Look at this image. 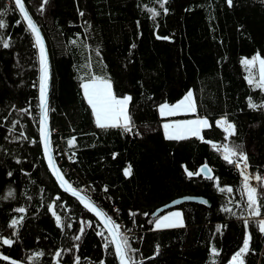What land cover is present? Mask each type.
Listing matches in <instances>:
<instances>
[{
    "label": "trees",
    "instance_id": "16d2710c",
    "mask_svg": "<svg viewBox=\"0 0 264 264\" xmlns=\"http://www.w3.org/2000/svg\"><path fill=\"white\" fill-rule=\"evenodd\" d=\"M162 2L24 0L51 60L49 124L56 164L121 226L136 249V264H228L246 233L251 242L245 264H264L258 228L264 188L255 182L261 216L248 217L240 174L217 150L239 146L251 174L264 177V107L248 106L264 105V91L248 84L241 63L257 54L264 58V0H232L231 7L227 0H167L163 8ZM0 13L7 25L0 29V256L9 257L0 264H56L57 252L63 264H77V258L79 264H119L113 245L105 247L110 238L98 220L48 170L39 131L35 37L14 0H0ZM253 74L258 79V69ZM93 75L109 78L117 97H132V132L96 127L81 88ZM189 91L193 115L161 118V104H176ZM191 117L209 120L203 140L165 139L164 121ZM220 118L235 125V135L225 138L216 125ZM204 164L214 179L188 177L185 169L196 173ZM129 165L132 175L126 177ZM184 196L205 197L212 206L182 204L174 209L182 211L184 227L155 230V210ZM14 219L19 223L10 227Z\"/></svg>",
    "mask_w": 264,
    "mask_h": 264
},
{
    "label": "snow or ice",
    "instance_id": "6c2138e0",
    "mask_svg": "<svg viewBox=\"0 0 264 264\" xmlns=\"http://www.w3.org/2000/svg\"><path fill=\"white\" fill-rule=\"evenodd\" d=\"M48 0H43V3L46 4ZM167 3V0H163L161 7ZM228 5L232 6V0H227ZM15 8L19 10V13L24 21L27 22V29L35 37V46L39 50V109H40V137L43 143L44 153L48 161V167L51 170L52 174L56 177L60 186L66 191L71 193L72 196L76 197L79 202L83 205L85 209L93 213L103 224L104 229L107 231L110 239L106 243L105 247H108V244L114 246L115 256L119 260V264H136L133 260L131 253H134L136 249H133L129 243L128 236L121 231V226L118 225L110 216L105 212L100 210L91 200L84 195H81V192L74 188L67 180H65L64 175L61 173V170L57 167L53 156L50 151V139L48 131V83H49V65L47 54L44 46V41L39 31V28L34 23L32 17L29 15L23 0H14ZM40 11H43L41 6ZM153 17L159 15L155 10H151ZM165 13L167 9H164ZM4 13H0V16ZM81 15H83L81 13ZM19 23V21H17ZM6 23L3 19H0V29L6 27ZM159 38V37H158ZM72 43H75L73 41ZM4 48L9 47L7 41H2ZM241 63L245 66V69L248 71V76L246 77L247 82L250 86L259 88L264 91V58L259 54L253 56L251 59H244ZM253 69H258V79L253 74ZM81 88L83 90L84 98L87 101V104L90 106L92 115L94 116V123L97 128L100 129H109V128H119L122 129L125 133L132 132L133 123L132 117L129 113V104L132 100L131 96L117 97L113 90V85L110 79L104 77H98L93 75L86 82L81 83ZM250 108L257 109L264 107V105H256L249 101ZM196 104L193 99V93L189 91L187 95L180 100L178 103L169 105L167 103L161 104L159 106V114L161 117H172L181 113H195ZM217 127L223 129L227 134L226 139L236 134L235 125L230 123L227 118H222L216 122ZM210 124L206 118H197L192 120L184 121H174L163 124L164 136L165 139L169 141H182L192 137L203 140L202 131L206 128H209ZM70 146L74 145V138L68 141ZM216 147V145H213ZM239 146L230 147L225 144L223 146V158L229 164H235L237 168H240V163L234 160V157H239V161L243 163L244 168L241 170V175L243 176V194L246 195L247 199L245 201L246 209L248 212V217L256 218L261 216V207L258 199V191L256 187H253L250 184V180L254 179L264 187V177L256 174L251 176L245 171L248 167V157L242 152L238 151ZM188 177L193 175H200L201 173L208 174L211 172V169L205 164L198 172L193 173L185 169ZM124 175L126 177L132 175V168L129 165L124 169ZM208 179H212L211 175H208ZM106 190V189H105ZM220 191H225L221 188ZM228 192H231L232 189L228 188ZM11 195V193H10ZM49 210L52 212V215L56 219L58 227H62V222L54 210L52 205L49 206ZM226 212H231L230 208L223 209ZM17 211L23 213L24 208H19ZM147 215V213L145 214ZM22 219V218H21ZM19 221L13 220L10 224V227H15ZM155 230L160 229H171V228H182L184 227L182 213L179 211L170 212L167 215L161 216L155 220ZM71 227V225H69ZM248 227V219H245V228ZM259 231L264 234V219L258 221ZM81 233H83L84 228L81 227ZM219 231V227L217 228ZM103 236L104 233H98ZM75 239L79 240L80 237L77 236ZM251 234L246 233L243 246L238 252H236L232 257L230 264H245L243 257L250 250ZM13 241L11 239H4L3 244L11 246ZM212 253L218 255L217 250L213 248ZM157 254H159V248L157 247ZM37 256L42 255V253H37ZM57 257L61 255L60 252L55 254ZM0 259L9 260L7 256H0ZM11 264H17L16 261H11ZM77 264H79V258H77ZM102 264V262H101Z\"/></svg>",
    "mask_w": 264,
    "mask_h": 264
},
{
    "label": "water",
    "instance_id": "95a60500",
    "mask_svg": "<svg viewBox=\"0 0 264 264\" xmlns=\"http://www.w3.org/2000/svg\"><path fill=\"white\" fill-rule=\"evenodd\" d=\"M24 2V0H23ZM25 4V3H24ZM26 7V5H25ZM27 9V7H26ZM27 11L29 12V10L27 9ZM29 15L31 16L30 12H29ZM32 17V16H31ZM33 19V17H32ZM34 23L37 25V27L39 28V31L41 33V36L43 38V41H44V46H45V50H46V54H47V59H48V65H49V83H48V96H47V100H48V131H49V139H50V142H51V132H50V124H49V101H50V94H51V86H52V67H51V60H50V55H49V50H48V46H47V43H46V40H45V37L40 29V27L38 26V24L36 23V21L33 19ZM26 25H27V22L25 21ZM37 52H38V62H39V50L37 48ZM38 103H39V82H38ZM39 117H40V109H39ZM39 129H40V125H39ZM41 138V137H40ZM42 143V141H41ZM42 149H43V154H44V159H45V162H46V165L48 167V161H47V158L45 156V153H44V148H43V143H42ZM50 151H51V155L53 156V159L56 163V160H55V157H54V154H53V150H52V142H51V145H50ZM57 165V164H56ZM205 165V164H204ZM200 166L198 168V171L204 166ZM209 169H211V172L208 173V174H205V173H201L200 176H203L204 178L208 179V175H211L212 179L215 178V173L213 171V169L208 165ZM58 167V166H57ZM48 170L50 171V173L52 174L51 170L49 169L48 167ZM197 171V172H198ZM52 176L54 177L55 181L57 182L58 186L60 187V189L68 194L69 196H71L72 198L76 199L78 202L79 200L72 196L71 193L69 192H66L59 184V182L57 181L56 177L52 174ZM194 176H199V175H194ZM65 178V177H64ZM65 180H67L65 178ZM73 186V185H72ZM74 187V186H73ZM76 188V187H74ZM77 189V188H76ZM78 191L81 192V195H84L85 197L89 198L91 200L92 203H94L100 210H102L103 212H105L100 206H98V204H96V202L91 198L89 197L84 191L82 190H79L77 189ZM80 203V202H79ZM185 203H196V204H200V205H203L205 207H208L210 208L212 206V203L209 199L205 198V197H202V196H184V197H180V198H177V199H174L172 200L171 202L159 207L158 209L155 210V212L152 214L151 218L154 220L155 218H157L158 216H160L161 214L169 211V210H172L174 208H177L179 206H181L182 204H185ZM80 205L83 207V205L80 203ZM84 208V207H83ZM85 209V208H84ZM86 211H88L87 209H85ZM89 212V211H88ZM92 216H94L98 222L100 223V225L103 227V224L101 223V221L91 212H89ZM106 213V212H105ZM107 214V213H106ZM108 215V214H107ZM104 229V227H103ZM104 231L107 233V231L104 229ZM108 235V233H107ZM109 237V236H108ZM110 238V237H109ZM114 247V246H113ZM118 263H119V260H118Z\"/></svg>",
    "mask_w": 264,
    "mask_h": 264
},
{
    "label": "built area",
    "instance_id": "2783aa9c",
    "mask_svg": "<svg viewBox=\"0 0 264 264\" xmlns=\"http://www.w3.org/2000/svg\"><path fill=\"white\" fill-rule=\"evenodd\" d=\"M220 154L221 156L223 157V149L220 150ZM234 160H236L237 162L240 163V168H237L236 165L234 164L235 168L238 170L239 174H240V177L241 179L243 180V176L241 175V170L244 168V165L242 162L239 161V157H234L233 158ZM75 160V154L73 153L72 156L69 158V161H73ZM247 172V174L251 175L250 174V169H249V164H248V167L247 169L245 170ZM250 184L254 187V179L250 180ZM84 191V190H83ZM85 192V191H84Z\"/></svg>",
    "mask_w": 264,
    "mask_h": 264
},
{
    "label": "rangeland",
    "instance_id": "374dc122",
    "mask_svg": "<svg viewBox=\"0 0 264 264\" xmlns=\"http://www.w3.org/2000/svg\"><path fill=\"white\" fill-rule=\"evenodd\" d=\"M106 79H109V78H106ZM87 81V80H86ZM86 81H84V82H86ZM83 83V82H82ZM192 92V91H191ZM193 93V92H192ZM193 99H194V94H193ZM194 102H195V99H194ZM187 119H189V118H187ZM182 120H184V119H182ZM175 121H179V120H175ZM165 123H169L167 120L166 121H164ZM163 122V123H164ZM162 123V124H163ZM62 173V172H61ZM252 176V175H251ZM174 211H179V212H181L182 213V211L180 210V209H172V210H169V211H167V212H165V213H163V214H161L160 216H158L157 218H155L154 220H153V227H154V229H155V224H154V222H155V220L156 219H158L159 217H161V216H164V215H167L168 213H170V212H174ZM182 217H183V222H184V216H183V213H182ZM185 223V222H184ZM160 230H163V229H160ZM56 264H63V263H61V262H59L58 261V258L56 257ZM228 264H230V262L228 263Z\"/></svg>",
    "mask_w": 264,
    "mask_h": 264
},
{
    "label": "crops",
    "instance_id": "0c3cea01",
    "mask_svg": "<svg viewBox=\"0 0 264 264\" xmlns=\"http://www.w3.org/2000/svg\"><path fill=\"white\" fill-rule=\"evenodd\" d=\"M158 112H159V109H158ZM194 113H181V114H178L176 116H172V117H161V118H164V119H168V118H173V117H177V116H186V115H193ZM160 115V114H159ZM197 118H200V117H191L189 119H184V120H192V119H197ZM184 120H179V121H184ZM175 120H168V122H174ZM209 121V120H208ZM165 123V122H164ZM163 123V124H164ZM163 124H162V129H163ZM210 124V122H209ZM164 131V129H163Z\"/></svg>",
    "mask_w": 264,
    "mask_h": 264
},
{
    "label": "bare ground",
    "instance_id": "6f19581e",
    "mask_svg": "<svg viewBox=\"0 0 264 264\" xmlns=\"http://www.w3.org/2000/svg\"><path fill=\"white\" fill-rule=\"evenodd\" d=\"M51 95V94H50ZM49 104H50V101H49Z\"/></svg>",
    "mask_w": 264,
    "mask_h": 264
}]
</instances>
